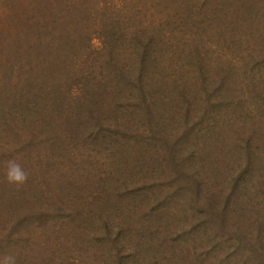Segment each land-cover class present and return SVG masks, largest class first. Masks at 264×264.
Masks as SVG:
<instances>
[{
  "label": "rangeland",
  "instance_id": "1",
  "mask_svg": "<svg viewBox=\"0 0 264 264\" xmlns=\"http://www.w3.org/2000/svg\"><path fill=\"white\" fill-rule=\"evenodd\" d=\"M85 5L92 40L3 95L0 174L15 159L29 179L0 180V264H264V0ZM116 7L151 27L154 73L132 44L106 62Z\"/></svg>",
  "mask_w": 264,
  "mask_h": 264
},
{
  "label": "trees",
  "instance_id": "2",
  "mask_svg": "<svg viewBox=\"0 0 264 264\" xmlns=\"http://www.w3.org/2000/svg\"><path fill=\"white\" fill-rule=\"evenodd\" d=\"M86 1L11 0L7 4L9 10H4L2 15H0L1 28L5 29L7 22H10L12 23L11 26H13L14 33L12 35V43L10 44V48H8L9 50L0 49V116L8 119L10 113L7 111L9 110L8 104L3 102L5 90L8 91L11 89V86L13 88L15 85L20 84L22 77H29L30 71L32 72L34 68H36L38 73L46 72L47 69L44 63L46 60L52 59L54 51L61 52L63 49L66 52L71 51L69 48L76 46L80 37L86 36L92 40L93 35L91 33L90 22L94 19L95 15L93 9L86 7ZM259 2L262 4L263 0H259ZM114 9L117 10L116 13L111 15L110 24H103L101 29V34L104 32V36L108 38V42L104 46L107 52L106 62L113 67L115 66L117 71L121 70L115 64L117 61H112L119 56L116 53L124 51V48L128 54L130 48H126V46L132 44L136 45L137 49L130 50L131 54L129 56L135 58L134 60L137 62L136 67H138L140 74L151 71L154 73L155 69H157L156 59L152 58L154 40L148 37V35H152L149 33L151 32V27H143V25L139 24L132 25L131 16L123 14L124 12L121 11V8L116 7ZM79 16H82L84 20H79ZM163 23L161 22V25ZM151 25L155 26V23ZM3 38L6 39L4 36ZM10 49L11 53L9 54ZM67 54L71 56L72 53ZM54 56L57 57L55 63H52L54 68H65V56L63 54H55ZM62 57L63 60H61ZM11 58L14 59L10 60ZM131 65L130 63H125L122 68L126 77L127 75L134 74L136 71V68L131 70ZM52 75H55V73ZM137 78V80L142 79L139 78V75ZM189 92L187 94L184 92L181 97L182 107L186 113L193 107L192 102L188 99ZM7 99H10L12 102L13 98L12 96H8ZM0 180H2L1 183L6 181L5 173L0 174ZM14 192H16L15 188ZM117 261L118 264H122L120 256L117 258Z\"/></svg>",
  "mask_w": 264,
  "mask_h": 264
},
{
  "label": "clouds",
  "instance_id": "3",
  "mask_svg": "<svg viewBox=\"0 0 264 264\" xmlns=\"http://www.w3.org/2000/svg\"><path fill=\"white\" fill-rule=\"evenodd\" d=\"M5 178L9 184L23 186L28 181L29 176L20 163L15 159H11L6 161ZM3 264H17L16 257L11 254H5Z\"/></svg>",
  "mask_w": 264,
  "mask_h": 264
}]
</instances>
